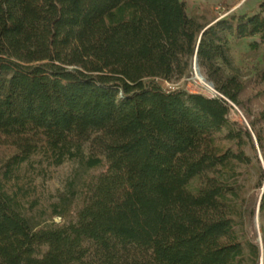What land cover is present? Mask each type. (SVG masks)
I'll list each match as a JSON object with an SVG mask.
<instances>
[{"label": "trees", "instance_id": "1", "mask_svg": "<svg viewBox=\"0 0 264 264\" xmlns=\"http://www.w3.org/2000/svg\"><path fill=\"white\" fill-rule=\"evenodd\" d=\"M254 38L264 81V0L206 23L183 0H0V264H260L239 169L264 137L230 119L248 83L229 45ZM195 57L217 96L161 86ZM89 141L62 223L4 186Z\"/></svg>", "mask_w": 264, "mask_h": 264}, {"label": "rangeland", "instance_id": "2", "mask_svg": "<svg viewBox=\"0 0 264 264\" xmlns=\"http://www.w3.org/2000/svg\"><path fill=\"white\" fill-rule=\"evenodd\" d=\"M189 17L197 19L201 23L210 22L214 18H222L228 14H242L252 11L259 0H183ZM254 39H243L231 41L229 45L230 56L234 68L239 72L247 87L240 96L239 105H232L230 119L251 130L252 125L264 137V81L258 77L263 67L261 55L249 52V43ZM200 70V69H199ZM201 75L203 73L200 70ZM205 78V76L203 75ZM206 79V78H205ZM166 91L175 88L183 89L190 93L202 94L205 97L217 96L215 90L206 83H199L194 79L193 64L190 76L171 82H161ZM94 136H92L93 138ZM256 151L247 146L246 153L252 159V165L245 170L241 167L239 171L243 174V196L248 209L247 230L255 238V242L261 249L264 230V214L260 212V199L263 193L264 181H261L258 163L264 171L263 151L257 146L254 137ZM91 157L90 141L82 146V155L78 158H67L58 167L51 165L43 157H34L30 164L24 165L18 176L5 181L4 186L10 193H16L23 205L36 206L37 209L46 211L45 224L51 222L60 224L61 217L50 218V208L58 203L59 196L66 191L68 183L75 177L83 165V161ZM4 159V152L0 151V165ZM253 211V213H252ZM260 264H264L261 256Z\"/></svg>", "mask_w": 264, "mask_h": 264}, {"label": "water", "instance_id": "3", "mask_svg": "<svg viewBox=\"0 0 264 264\" xmlns=\"http://www.w3.org/2000/svg\"><path fill=\"white\" fill-rule=\"evenodd\" d=\"M193 69H195V70L197 71V74H198V75H201L200 70H199V66H198V62H197V58H196V57L194 58V61H193ZM203 79H204L205 81H207L204 77H203ZM207 85H208L209 87L213 88L212 83L207 82Z\"/></svg>", "mask_w": 264, "mask_h": 264}, {"label": "bare ground", "instance_id": "4", "mask_svg": "<svg viewBox=\"0 0 264 264\" xmlns=\"http://www.w3.org/2000/svg\"><path fill=\"white\" fill-rule=\"evenodd\" d=\"M194 71V79L198 81L199 83H206V81L203 79V75H198L197 71L193 69Z\"/></svg>", "mask_w": 264, "mask_h": 264}]
</instances>
